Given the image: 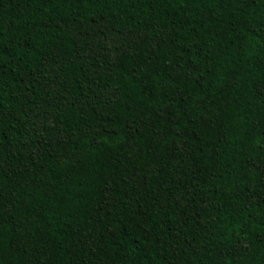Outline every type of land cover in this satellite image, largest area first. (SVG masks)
I'll use <instances>...</instances> for the list:
<instances>
[{"label": "trees", "instance_id": "16d2710c", "mask_svg": "<svg viewBox=\"0 0 264 264\" xmlns=\"http://www.w3.org/2000/svg\"><path fill=\"white\" fill-rule=\"evenodd\" d=\"M0 264H264V0H0Z\"/></svg>", "mask_w": 264, "mask_h": 264}]
</instances>
